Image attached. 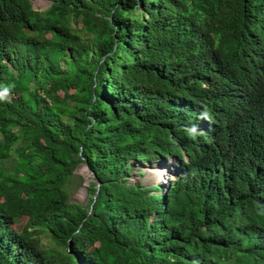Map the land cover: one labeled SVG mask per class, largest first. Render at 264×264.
I'll list each match as a JSON object with an SVG mask.
<instances>
[{
	"label": "trees",
	"instance_id": "trees-1",
	"mask_svg": "<svg viewBox=\"0 0 264 264\" xmlns=\"http://www.w3.org/2000/svg\"><path fill=\"white\" fill-rule=\"evenodd\" d=\"M48 1L0 0V264H264V0Z\"/></svg>",
	"mask_w": 264,
	"mask_h": 264
},
{
	"label": "rangeland",
	"instance_id": "rangeland-1",
	"mask_svg": "<svg viewBox=\"0 0 264 264\" xmlns=\"http://www.w3.org/2000/svg\"><path fill=\"white\" fill-rule=\"evenodd\" d=\"M32 4L36 9H44L48 6V2L44 1V0H32ZM177 161L178 160H176L174 158H167L166 159L165 162L167 163L168 167L166 166L164 168V173H163L162 177L160 174H158L154 171V170H157L159 168L152 169L149 167V165H142L141 166L142 168H140V171L143 172V174L142 175L138 174L139 170H138V167L136 166V168H134V170L132 171L133 175L131 176V178H134L137 180L141 179L145 183H156V182L166 183L169 181V178H171V176L175 173V171L178 167ZM89 172L90 171L88 168H86V169L82 168V164H80V166H78L77 171H74V175L70 180V187H69L70 200L71 201H74V202L78 201L80 203H85L87 201V197H88L87 190H86V188H83L82 186H83L84 182H87L89 180V178H90L89 182L91 180H94L93 176ZM23 222H24V220L21 219L19 221V224L17 223L16 225L17 226L22 225ZM42 241H44V243L48 244L50 239L48 237H46V235H43Z\"/></svg>",
	"mask_w": 264,
	"mask_h": 264
},
{
	"label": "clouds",
	"instance_id": "clouds-1",
	"mask_svg": "<svg viewBox=\"0 0 264 264\" xmlns=\"http://www.w3.org/2000/svg\"><path fill=\"white\" fill-rule=\"evenodd\" d=\"M44 1H47L48 2V5L50 4V2L48 1V0H44ZM31 3H32V0H31ZM32 6H33V4H32ZM34 7V6H33ZM35 8V7H34ZM36 9V8H35ZM0 99H3V97H0ZM203 115V118H202V122H207V118L205 117V115L204 114H202ZM172 158H174V159H176L175 157H172ZM177 160V159H176ZM166 161V160H165ZM168 167V165H167V163L166 162H161V161H156L153 165H149V167L150 168H152V169H155V168H159V169H162L163 171H164V168L165 167ZM154 167V168H153ZM177 170V169H176ZM175 174V173H174ZM174 174L172 175V176H174ZM171 176V177H172ZM156 183H162V182H156ZM153 184H155V183H153ZM164 184V183H163Z\"/></svg>",
	"mask_w": 264,
	"mask_h": 264
},
{
	"label": "water",
	"instance_id": "water-1",
	"mask_svg": "<svg viewBox=\"0 0 264 264\" xmlns=\"http://www.w3.org/2000/svg\"><path fill=\"white\" fill-rule=\"evenodd\" d=\"M82 164V168L84 169H86V168H88V165L86 164V163H81ZM80 166V165H79ZM78 168V167H77ZM77 168L74 170V171H77ZM90 173V172H89ZM88 174V173H87ZM93 179L97 182V187L99 186V184H100V182L98 181V179L95 177V176H93ZM89 180H90V178H89ZM89 180L87 181V182H84L83 183V188H86V186L88 185V183H89ZM95 196V195H94ZM76 202H78V201H76Z\"/></svg>",
	"mask_w": 264,
	"mask_h": 264
},
{
	"label": "bare ground",
	"instance_id": "bare-ground-1",
	"mask_svg": "<svg viewBox=\"0 0 264 264\" xmlns=\"http://www.w3.org/2000/svg\"><path fill=\"white\" fill-rule=\"evenodd\" d=\"M156 173H158V174H160L161 175V177H162V175H163V173H164V171L162 170V169H157V170H154ZM159 177V176H158Z\"/></svg>",
	"mask_w": 264,
	"mask_h": 264
}]
</instances>
